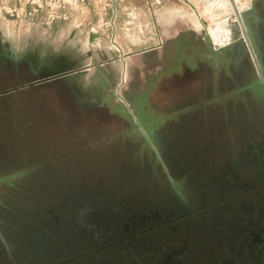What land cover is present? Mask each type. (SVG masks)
I'll return each mask as SVG.
<instances>
[{
  "label": "flooded vegetation",
  "instance_id": "flooded-vegetation-1",
  "mask_svg": "<svg viewBox=\"0 0 264 264\" xmlns=\"http://www.w3.org/2000/svg\"><path fill=\"white\" fill-rule=\"evenodd\" d=\"M250 3L239 8L252 6L244 20L264 74V0ZM235 23V36L224 45L226 52L215 47L204 32L186 31L158 48L163 51L161 61L156 57L159 52H154L141 68H124L112 56L85 63L89 52L65 44L54 48L42 42L18 49L0 37V96L57 86L82 117L115 119L129 133L142 137L156 158L167 161L186 184L183 187L178 177L169 178L171 191L136 195L131 203L83 186L64 195L60 211L51 212L54 216L45 217L47 224L31 235L40 244L38 251L44 252L52 237L65 234L70 227L85 231L94 242L120 234L126 244L119 256L111 253L75 264H264V113L259 114L250 135L231 151L232 157L216 166L213 157L166 158L172 148L159 135L164 117L156 111L170 100L159 95V88H177L193 81H212V89L235 95L240 101L249 95L264 101V84L237 20ZM42 26L58 29L57 25ZM44 59L51 62L43 64ZM116 62L123 67L121 73L113 65ZM75 64L80 73L74 83L59 70ZM68 72L71 76L76 71ZM68 248L57 247V251L64 253Z\"/></svg>",
  "mask_w": 264,
  "mask_h": 264
},
{
  "label": "rangeland",
  "instance_id": "rangeland-1",
  "mask_svg": "<svg viewBox=\"0 0 264 264\" xmlns=\"http://www.w3.org/2000/svg\"><path fill=\"white\" fill-rule=\"evenodd\" d=\"M180 1L153 0L160 9V43L135 51L127 59L126 68L143 67L147 56L157 51V60L161 61L163 51L158 48L181 31L204 32L202 20L215 43L226 40L232 27L235 30L236 18L231 17L228 0H191L199 15ZM246 1L249 0H236L241 9L246 7ZM106 12L110 20L114 12L109 7ZM127 14L129 19L141 20L137 10ZM63 23L67 24L55 30L43 27L38 20L23 22L17 29L18 35L6 39L1 34V39L18 49L42 42L54 48L63 44L76 46L91 54L85 63L91 58L104 59L101 50H107L111 43L102 30L108 31L112 24L94 23L79 35L75 23ZM113 24L118 26V21ZM0 30L4 34L1 25ZM94 32L102 36H93ZM113 65L122 72L120 63ZM212 86V81H193L177 88L158 89L159 95L170 99L156 107L164 117L159 135L172 148L166 152V158L213 157L218 166L232 157L231 151L250 135L259 114L264 113L263 99L249 95L240 101ZM163 163L142 137L132 135L129 128L115 119L87 118L74 112L57 86L0 96V264H75L111 253L119 256L126 246L120 234H108L94 242L85 231L68 227L65 234L55 235L47 242L44 252L38 251L40 244L31 235L47 224L45 217L54 216L51 212L60 211L64 195L78 192L83 186L113 194L121 203H131L136 195L142 197L154 190L171 191L169 178L178 177L180 181L183 176L174 173L167 161ZM68 245V251H57V247L63 249ZM53 247L56 249L51 251Z\"/></svg>",
  "mask_w": 264,
  "mask_h": 264
},
{
  "label": "crops",
  "instance_id": "crops-1",
  "mask_svg": "<svg viewBox=\"0 0 264 264\" xmlns=\"http://www.w3.org/2000/svg\"><path fill=\"white\" fill-rule=\"evenodd\" d=\"M180 3L188 5L183 1H180ZM178 6H181V4H179ZM115 8L116 13L114 10V14L109 20L107 19L106 12L108 6L104 5L102 7V11H99L90 4V6L88 7L84 6L82 10L78 12V14L71 21L75 23V28L79 30V35L85 33L84 29L86 28V26H93L94 23L97 26H102V24H112L111 28H109L108 31L103 29L102 33L105 34L107 32L106 39H108L110 43L114 38V40L120 45L123 51V57L126 62L127 59L130 58L135 51L137 52L139 50H148L151 47L153 48L154 45L160 43L159 40L161 36V17L159 13L160 9L157 3H154L153 0H117ZM129 10L132 12H135L136 10L139 11L141 20L134 21L133 19H129L127 14V11ZM113 18L114 22H112ZM117 21L118 26L117 24L116 26H114L113 23H117ZM66 24L67 23L63 22L56 24V28H59L61 26L63 27ZM141 24H144V26H142ZM0 25L5 29L4 34L0 30V37L2 34L6 39H9V37L18 35L17 29L20 30L22 22H16L15 20H12L3 14H0ZM184 32H186V30L181 31L178 34H182ZM102 33L94 32L93 36L95 34H100L102 36ZM228 40V38L226 40L222 38L219 43L222 44L224 42H227ZM110 47L111 44L110 46H107L106 49Z\"/></svg>",
  "mask_w": 264,
  "mask_h": 264
},
{
  "label": "built area",
  "instance_id": "built-area-1",
  "mask_svg": "<svg viewBox=\"0 0 264 264\" xmlns=\"http://www.w3.org/2000/svg\"><path fill=\"white\" fill-rule=\"evenodd\" d=\"M116 3L117 0H0V14L16 22L38 20L41 24L55 25L71 21L90 4L99 11L106 5L116 13Z\"/></svg>",
  "mask_w": 264,
  "mask_h": 264
},
{
  "label": "water",
  "instance_id": "water-1",
  "mask_svg": "<svg viewBox=\"0 0 264 264\" xmlns=\"http://www.w3.org/2000/svg\"><path fill=\"white\" fill-rule=\"evenodd\" d=\"M182 1L184 3H186V4H188L193 10L196 11L197 14H199L196 6L191 2V0H182ZM228 1H229L230 5L232 7L233 14H234V16H235V18H236V20H237V22H238V24H239V26L241 28V33L245 37L246 43L248 44L249 50H250V52H251V54H252V56L254 58V62H255L256 68H257V72H258L259 81L264 84V74H263L261 66H260V64L258 62V59H257V57L255 55L254 49H253V47H252V45L250 43L248 29H247V26H246L245 20H244L245 15L251 10L252 6H249L245 10H239V8H238V6L236 4V0H228ZM253 1L254 0H251L250 5H253ZM201 22H202L201 24H203L204 34L208 38V40L211 42L212 41L211 35L209 34V31L207 30V27H206L205 23L203 21H201ZM234 36H235V34H234ZM220 49H221L222 52H226V50H228V48L225 49L224 46H220ZM101 51H102L103 57L105 59L108 58L107 53H110L113 59H120L122 61L123 65H124V68L126 67L127 62H126V60L123 57V51H122L120 45L114 40V38L111 41V47L107 48V50H101ZM77 60H81V57L77 58L76 61ZM50 62H51L50 59H44L43 60V64H47V63H50ZM94 62L97 65V61L94 60ZM77 68H79V65H77V64L72 65L70 67L67 66V67H64L62 70H59V73L61 75H66V77L68 79H70L71 82L75 83L76 82L75 81L76 75L80 73V71L75 70ZM70 70H74L76 72H73V74H71V76H70V74L67 75V72L70 71ZM81 72H83V71H81ZM118 97H120L119 94H118ZM136 122L139 124V119L138 118H136ZM139 127H140V129L142 131H144V128L140 124H139Z\"/></svg>",
  "mask_w": 264,
  "mask_h": 264
},
{
  "label": "bare ground",
  "instance_id": "bare-ground-1",
  "mask_svg": "<svg viewBox=\"0 0 264 264\" xmlns=\"http://www.w3.org/2000/svg\"><path fill=\"white\" fill-rule=\"evenodd\" d=\"M236 4H237V2H236ZM237 6H238V5H237ZM238 8H239V6H238ZM239 10H240V8H239ZM198 15H199V14H198ZM231 17H233V18L235 19L234 14H233ZM232 23L234 24V21H232ZM206 27H207V25H206ZM207 30H208V29H207ZM234 33H235V30H234V28L232 27V28H231V32H230L229 34L225 35V36H227V38H231V39L229 40V41H231L232 38H233V36H234ZM209 34H210V32H209ZM210 35H211V34H210ZM211 38H212V41H213L215 47L224 46L225 44H227V43L229 42V41H227V42H224V43H222V44H220L219 42L215 43L212 35H211Z\"/></svg>",
  "mask_w": 264,
  "mask_h": 264
}]
</instances>
